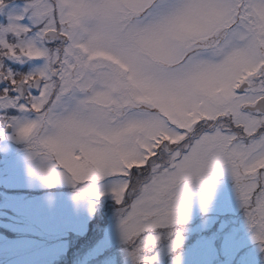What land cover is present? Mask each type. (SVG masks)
<instances>
[{
  "label": "snow or ice",
  "instance_id": "obj_1",
  "mask_svg": "<svg viewBox=\"0 0 264 264\" xmlns=\"http://www.w3.org/2000/svg\"><path fill=\"white\" fill-rule=\"evenodd\" d=\"M0 17V137L49 185L110 193L133 264L181 247L194 190L206 208L225 170L264 248V0H0Z\"/></svg>",
  "mask_w": 264,
  "mask_h": 264
},
{
  "label": "rangeland",
  "instance_id": "obj_2",
  "mask_svg": "<svg viewBox=\"0 0 264 264\" xmlns=\"http://www.w3.org/2000/svg\"><path fill=\"white\" fill-rule=\"evenodd\" d=\"M13 143L18 142L2 140L0 145L5 154L0 156V187H73L67 179L46 183L33 170L36 162H29L28 150L23 152ZM4 189L0 190V264L49 263L66 250L61 239L66 232L83 233L88 221L97 215L105 218L104 241L116 249V261L133 264L121 241L117 208L110 193L91 201L84 194L77 195V188L30 196ZM180 229L181 247L169 251V241L162 238L151 254L156 257L154 264H174L177 257L179 264H264L260 258L264 248L249 230L227 170L217 178L206 208L201 206L199 191L194 190L188 219Z\"/></svg>",
  "mask_w": 264,
  "mask_h": 264
},
{
  "label": "trees",
  "instance_id": "obj_3",
  "mask_svg": "<svg viewBox=\"0 0 264 264\" xmlns=\"http://www.w3.org/2000/svg\"><path fill=\"white\" fill-rule=\"evenodd\" d=\"M4 189L0 187V190ZM75 187H42L37 190L29 189H4L8 192L26 194L28 196L47 191L74 190ZM105 218L99 215L88 221L83 233L74 231L66 232L61 239L67 244L66 250L59 253L47 264H120L117 259L116 249L111 243L104 241ZM108 256V257H107ZM264 261V255L260 256ZM99 260V261H98Z\"/></svg>",
  "mask_w": 264,
  "mask_h": 264
},
{
  "label": "flooded vegetation",
  "instance_id": "obj_4",
  "mask_svg": "<svg viewBox=\"0 0 264 264\" xmlns=\"http://www.w3.org/2000/svg\"><path fill=\"white\" fill-rule=\"evenodd\" d=\"M7 135H11V129H8V132H7ZM2 140L7 141V143H9L11 141V139H7V138H4V137H0V145L2 143ZM13 144H16L17 146H19V148L21 149V151L25 152L28 150L27 148V145L25 143H13ZM2 155H5L4 153L1 152L0 150V156L2 157Z\"/></svg>",
  "mask_w": 264,
  "mask_h": 264
}]
</instances>
